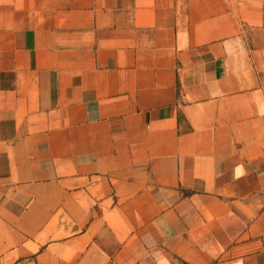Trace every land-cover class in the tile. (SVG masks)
I'll return each instance as SVG.
<instances>
[{"label": "crops", "instance_id": "1", "mask_svg": "<svg viewBox=\"0 0 264 264\" xmlns=\"http://www.w3.org/2000/svg\"><path fill=\"white\" fill-rule=\"evenodd\" d=\"M0 264H264V0H0Z\"/></svg>", "mask_w": 264, "mask_h": 264}, {"label": "clouds", "instance_id": "2", "mask_svg": "<svg viewBox=\"0 0 264 264\" xmlns=\"http://www.w3.org/2000/svg\"><path fill=\"white\" fill-rule=\"evenodd\" d=\"M241 175H243L242 169H237V178Z\"/></svg>", "mask_w": 264, "mask_h": 264}]
</instances>
